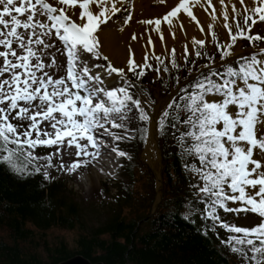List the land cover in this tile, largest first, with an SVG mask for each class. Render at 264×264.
<instances>
[{
    "label": "snow or ice",
    "instance_id": "obj_1",
    "mask_svg": "<svg viewBox=\"0 0 264 264\" xmlns=\"http://www.w3.org/2000/svg\"><path fill=\"white\" fill-rule=\"evenodd\" d=\"M125 2L0 0V165L6 171L21 179L42 173L45 180H50L48 169L54 166V157L65 148L67 141V148L75 147L77 160L67 166L61 163L59 168L75 172L87 164L80 157L95 160L105 147V142L95 134L99 129L115 141L132 139L130 135L112 134L106 125L127 132L123 121L133 108L138 110L141 122L145 125L150 122L151 117L141 106V101L130 92L134 85L127 79L124 69L108 64L107 76L116 74L123 79L122 86L108 89L103 86L105 81L101 76L92 73V67L101 65L90 67L84 61L87 54L95 59H108L99 51L97 33L122 10L117 5ZM198 2L180 0L162 18L140 23L154 25L153 30L163 40L161 24H167L171 29L174 20H179L181 11L196 21L191 5ZM224 2L220 0L221 5ZM240 4L243 6V25L236 19L239 10L232 6L235 32L227 23V9H224V27L228 30L229 42L221 44L215 33H211L222 60L232 55L231 50L240 39L248 40L253 48L258 47L257 42H264V37L252 33L258 22H264V0H253L251 8L245 5V0H240ZM210 5L211 0H205L200 6L207 11ZM214 13L213 8V19H216ZM179 26L183 30V24ZM200 30L203 32V27ZM53 35L62 42L67 60L66 75L56 79L44 71L43 52L32 47L35 44L43 49L51 48L52 45L42 37L51 38ZM172 36L175 38L174 32ZM132 39L135 40L136 36L133 35ZM192 43L197 46L195 56L202 58L205 53L200 49L204 48L206 41L193 39ZM184 55H189L187 46ZM153 58L165 63L154 53ZM209 60L214 63V58L209 57ZM55 63L53 58L50 64ZM170 63L173 68H179L175 49L171 51ZM212 63L205 65L209 69L207 73H199L194 82L186 86V94L180 97L183 105L173 102L171 107L177 115L171 116L169 111H164L157 128L165 131L168 127L184 126L178 143L186 156L199 162L198 166L191 163L185 167L201 182L193 187L201 196L200 202L206 204L204 218L212 221L213 229L218 225L231 233L223 243L239 258L248 264H264V219L249 229L230 224L219 215L222 210L236 214L251 212L264 218V48L237 58L225 65L223 71L213 70ZM149 69L161 70L152 68L147 55L143 64L130 58L128 71L138 79ZM37 71L43 75L37 76ZM163 71H168L167 66ZM6 73L9 78H3ZM14 120L20 123H13ZM44 121L52 131L40 127ZM24 122H28L26 127ZM139 131L141 138L146 140L147 126ZM42 146H55L56 152L47 156L36 155L35 150ZM112 151L119 157L130 159L118 146ZM41 160L47 163L41 165ZM229 203H238L240 207L230 208Z\"/></svg>",
    "mask_w": 264,
    "mask_h": 264
},
{
    "label": "trees",
    "instance_id": "obj_2",
    "mask_svg": "<svg viewBox=\"0 0 264 264\" xmlns=\"http://www.w3.org/2000/svg\"><path fill=\"white\" fill-rule=\"evenodd\" d=\"M224 66L213 70L223 71ZM182 75L168 68L155 81L169 92L187 79L188 74ZM127 79L134 85L130 89L134 98L143 94L154 101L147 70L139 79L129 72ZM194 80L171 101L167 109L171 116L177 115L171 105L174 101L183 105L180 97ZM138 117L137 112V126L130 135L133 138L117 141L119 149L130 156L120 165L121 176L128 181L118 183L115 201L99 225L89 223L81 203L65 192L62 178L50 175L51 179L45 180L41 173L21 179L0 165V264H59L77 255L104 264H248L223 243L225 235L231 233L218 225L213 229L212 221L204 218L206 204L200 202L201 196L193 187L201 182L185 167L191 163L198 166L199 162L186 156L178 143L185 130L182 124L158 131L163 189L161 201L152 212L155 177L140 158L147 139H142L139 131L149 124ZM47 149L38 147L35 154ZM140 169L148 177L149 188L146 185L144 193L135 190ZM128 207L137 211L135 217L125 213ZM221 213L219 210L224 220ZM61 230L76 232V236L70 240L54 234ZM217 230L218 235L214 233Z\"/></svg>",
    "mask_w": 264,
    "mask_h": 264
},
{
    "label": "rangeland",
    "instance_id": "obj_3",
    "mask_svg": "<svg viewBox=\"0 0 264 264\" xmlns=\"http://www.w3.org/2000/svg\"><path fill=\"white\" fill-rule=\"evenodd\" d=\"M204 2L205 0H199L198 3H194L191 5L193 14L196 16V21H199V24L196 21L192 20L191 17L187 16L183 11H181V13L179 14V20H174V27H172L171 29L167 24H161V32L163 33L164 37L163 40H161L160 34L153 30L154 25L140 23V21L162 18L165 14L176 7L180 3V0H126L125 3L117 5V7L121 8L122 10L115 16H113L107 24L102 25L101 30H99L97 33L100 40L99 51L102 56H106L108 59H95L91 56V54H87L84 56V61H87L90 67L94 65H101V67L99 68L92 67V73L94 75H100L101 79L105 81V85L103 86H106L108 89H113L117 86L122 85V78L118 77L116 74H112L110 77L107 76L105 70L109 63L113 67L124 69L127 77L129 73L128 64L130 58H134L137 64H143L144 57L145 55H147L148 63L152 65V68L161 69L159 72L152 69L147 70L148 78L151 80V86L153 88L152 98L154 99V101L152 102L143 94L140 95L139 99L141 101V106L146 112H148L149 116L151 117L150 122L148 123V129L153 123L152 114L157 112L156 117L158 122V120L162 116V113L164 111H167L171 101L175 97L171 101L165 99H167L168 95H170V93L179 86L178 85L177 87H172L171 91L166 92L165 86L161 87V85H159L155 81L160 74L165 73V71H163V68L165 66H167V68L172 70V72L174 73L178 72L179 74H184L182 76L188 74L187 79H189L193 73H201L208 70L205 65L212 63L209 60V57L214 58L212 68H215L226 65L224 64L220 66V63L227 60L228 58L236 57L237 59L242 56H247L254 51H258L259 48H264V42H257L258 47L253 48L248 40L240 39L236 42V45L231 50L232 55L227 57V59L222 60L221 52L216 47V43L213 41L211 33H215L221 44L229 42L230 38L228 30L224 27V9H227V23L231 25L232 31L235 32L236 28L233 22L232 6L235 5L236 9L240 12V15H238L236 19H239L241 25H243V6L240 4V0H225L224 5L220 4V0H211V5L208 7V10L205 11L204 8L200 6ZM245 5H247L249 8L253 7V0H245ZM213 8L215 9L214 15L216 16V19H213ZM128 17H131L130 21L128 20ZM21 19L24 18L21 17ZM180 23L183 24V30H181L179 26ZM201 27H203L204 29L203 32L200 30ZM106 30H108L110 33H116V35L118 36L126 35V43L124 45L127 49L131 50V53L125 54L123 55V57H118L115 54L111 55L106 52L104 47L105 44L103 41V32H105ZM20 31L23 30L21 29ZM173 32L175 33V38H173L172 36ZM252 33L259 34L264 37V22H258L253 27ZM133 35L136 36L135 40L132 39ZM42 38L45 39L46 43L51 44L52 47L49 49H43V46H37L35 44H33L32 47L34 49L39 48L40 51L43 52L42 62L46 65L44 71L48 72L50 75H53L54 79L62 78L66 75L67 62L66 55L64 54L63 44L54 35L51 38ZM149 38H151V43H149ZM193 39L206 41L204 48L200 49L202 53H205L202 58H197L195 56V50L197 46L193 45ZM185 46H187V50L189 53L187 57H185L184 55ZM14 47L16 46L14 45ZM172 49H175V59L177 64L179 65L178 69L173 68L170 63ZM17 50L19 54L20 50ZM153 53L155 54V56H159L164 59L165 63L161 64L159 61L155 60L153 58ZM53 58H55L56 60V63L54 65L50 64V61ZM236 59L230 62H234ZM35 62L36 61L33 60V64H35ZM36 74L37 76L43 75L40 71H37ZM197 75L194 78H196ZM3 78H9L8 74L6 73ZM186 84H184L183 86H185ZM137 112L138 111L133 108V110L128 114L127 119L123 121V123L127 126V132L124 129H112L110 124L106 125V127H108L110 132L114 135H132V132L136 129L137 126ZM13 115H15V113H13ZM17 122L20 123L19 121ZM27 123L28 122H24L25 127L27 126ZM40 127L42 129L46 128L48 131H52L47 121L42 122ZM95 134L99 139H102L105 142V147L101 148L100 154L97 159L92 160L90 157H80L79 159L82 162H87V164L86 166L80 167L75 172L60 169L59 165L61 163H64L67 166L77 160V157L75 156V147L67 148V141H65V148L60 151L58 156L54 157L52 161L54 166L48 169L50 175L62 178L67 187V190L65 192L81 203L83 209L82 214L88 219L91 225H99L106 218V213L112 207L111 203L115 201L114 196L117 192L118 183L121 182L126 184L128 181L126 178H123L121 176L120 171V165L123 162L124 157H119L115 152L112 151L113 147L118 146V142L113 140L111 135L106 134L103 129H99ZM82 143H87V141H82ZM89 151L93 150L89 148ZM55 152L56 147L54 146L52 148H48L45 153L38 156H47ZM140 158L145 164L148 165L149 168L153 167L157 172L161 169L163 170L162 152H160L154 145L153 147L151 146L148 149L147 141L140 153ZM39 163L41 165H44L47 162L41 160L39 161ZM106 169H113L114 174L107 176L105 174ZM143 170L144 169H140V171L138 172L139 178L135 183V190L141 193H144L146 185L147 189L149 188L148 177L144 172H142ZM153 175L155 177L156 190L157 179L154 172ZM228 206L230 208L240 207L238 203H229ZM140 209L143 212L144 209ZM124 211L130 217H135L137 214L136 210L135 212H133L132 207H128ZM221 214L226 222L249 229L258 225L261 220L264 219L251 212H241L239 214H236L233 212L222 211ZM218 231L220 230H217L214 233L218 235ZM54 234L68 238L70 240H73L76 236V232L65 230L55 231ZM227 237L228 236L225 235V241L227 240Z\"/></svg>",
    "mask_w": 264,
    "mask_h": 264
},
{
    "label": "water",
    "instance_id": "obj_4",
    "mask_svg": "<svg viewBox=\"0 0 264 264\" xmlns=\"http://www.w3.org/2000/svg\"><path fill=\"white\" fill-rule=\"evenodd\" d=\"M236 59V57H231V58H228L227 60L223 61L220 63V66L221 65H224V64H227L229 63L230 61ZM197 74H199V72H196V73H193L192 76L181 82L179 84V86L173 90L170 95H168L167 99L165 100H169L171 101L175 95L181 90V88L183 87L184 84L188 83L189 81H191ZM156 114L157 112L153 113L152 114V118H153V123L152 125L150 126L149 128V131H148V137H147V148L149 147V144L151 142H153V145L161 152V149L159 148L158 146V140H159V137H158V128H157V117H156ZM149 164V162H148ZM153 172L155 173L156 175V179H157V186H156V199H155V202L153 204V211L154 212L158 206V204L160 203L161 201V198H162V188H163V176H162V169L160 171H155V169L153 167H150ZM59 264H104L103 262H92L90 259L82 256V255H77V256H74L66 261H63Z\"/></svg>",
    "mask_w": 264,
    "mask_h": 264
},
{
    "label": "bare ground",
    "instance_id": "obj_5",
    "mask_svg": "<svg viewBox=\"0 0 264 264\" xmlns=\"http://www.w3.org/2000/svg\"><path fill=\"white\" fill-rule=\"evenodd\" d=\"M103 35H104L103 41L105 44V46H104L105 51L108 52L109 54H111V55L115 54L118 57H123V55L131 53V51L129 49H127L124 45L126 43V35H123V36L119 35L118 36V35H116V33H113V32L110 33L108 30L103 32ZM151 146L153 147V142H151L149 144L148 149ZM105 174L107 176L112 175V174H114V170L113 169H106Z\"/></svg>",
    "mask_w": 264,
    "mask_h": 264
}]
</instances>
